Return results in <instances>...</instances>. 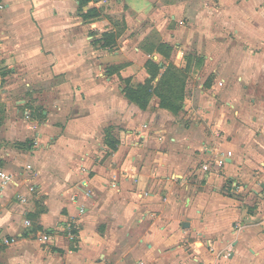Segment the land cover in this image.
Masks as SVG:
<instances>
[{"label":"crops","instance_id":"obj_1","mask_svg":"<svg viewBox=\"0 0 264 264\" xmlns=\"http://www.w3.org/2000/svg\"><path fill=\"white\" fill-rule=\"evenodd\" d=\"M67 3L0 0V264H264V0ZM151 59L191 71L178 118L117 83Z\"/></svg>","mask_w":264,"mask_h":264},{"label":"rangeland","instance_id":"obj_2","mask_svg":"<svg viewBox=\"0 0 264 264\" xmlns=\"http://www.w3.org/2000/svg\"><path fill=\"white\" fill-rule=\"evenodd\" d=\"M67 1L68 0H62L61 9L67 8V5H68ZM99 10H100V12H99L100 16L98 17V19L108 20V22L111 24V27H109V28L112 29L113 24H115V23L118 24L119 15H108L107 12L104 13L105 12L104 8H102V9L100 8ZM84 12H86V11H84ZM117 47H122V44L117 43ZM117 50H118V48H117ZM151 56H152V54H151ZM117 69L119 70L120 68H117ZM169 72H170V74H168L165 77V81H166L165 85L161 86L157 90L156 95H153L151 97L150 101L155 99L156 103L159 106H160V99H164L167 102L173 104L178 109H177V112H174L175 114L171 113V111H170V113L173 114L174 116H177V118H178L181 116L182 113L183 114L185 113V111L183 110V106H184L185 100L188 96L186 92L188 90V92H189L188 100H190L191 88L189 86L193 83L194 78L189 76L191 71L188 69H187V71H183V72H177V71H169ZM117 75H119V74H117ZM117 83L119 86L124 88L123 83H120V82H117ZM187 83H188V85H187ZM151 87H153L152 83H151ZM195 89H197V88L195 87ZM159 96H160V99H159ZM195 98H196V92H194L192 94V100H193V103H192L193 108H191L192 110H195V106H196ZM30 99L31 100H37V99H33L31 97H30ZM162 109H164V108H162ZM165 111L169 112V110H167V109H165ZM33 116L38 121H41V114L40 113H34ZM121 130H122L121 127L115 129V131H112V132H111V130L107 129L106 130L107 131L106 136L108 137V139H110L113 142L118 143V145H119L121 143V141H120L121 136H123V133L120 132ZM6 147L9 149L15 148L16 150H18L20 152L25 151L24 145L21 146L18 143H8V146H6ZM110 154H111L110 150H107L105 157H108ZM202 164L203 163L200 162L198 164V167L200 168ZM206 165H208V164H206Z\"/></svg>","mask_w":264,"mask_h":264},{"label":"trees","instance_id":"obj_3","mask_svg":"<svg viewBox=\"0 0 264 264\" xmlns=\"http://www.w3.org/2000/svg\"><path fill=\"white\" fill-rule=\"evenodd\" d=\"M94 1V0H79V12L81 13V16L83 19H97L100 14L97 9L95 8H90L86 12H82L83 9L88 5L89 2ZM102 41H103V46L104 47H112L115 41V37L113 34L110 33H105L102 35ZM147 67V73L150 75L149 80H147L143 84H137V85H132L130 84V80H123L124 83V88H123V95L125 98L135 104L138 108L144 110L147 108L148 103L153 95H156L157 90L165 85V77L170 74L169 71H171L170 68H167V70L160 75V68L151 60H149L146 63ZM116 71L115 68H111V72ZM159 81L156 84L155 87H151L152 81L156 79L158 76ZM160 99V96H159ZM160 107L167 109L171 112H177V109L173 104L167 102L164 99H160ZM115 150V147L113 146L112 148Z\"/></svg>","mask_w":264,"mask_h":264},{"label":"built area","instance_id":"obj_4","mask_svg":"<svg viewBox=\"0 0 264 264\" xmlns=\"http://www.w3.org/2000/svg\"><path fill=\"white\" fill-rule=\"evenodd\" d=\"M224 163H225V162H224V160H222V159L219 160V161L217 162V164H218L219 166H223ZM202 169H203L204 171H206V170H208V166L205 165V166H203ZM26 170L28 171L29 175H31V174L33 173L32 169H31V166H26ZM30 177H31V176H30ZM13 181H14V177H13L12 174H10V173H6V172H4V171H0V188H1V189H6V188H7V187H8ZM34 190H35V188H34L33 185L29 186V188H28V192L32 193V192H34ZM18 198H19V201H20L21 203H25V202H26V197H25L24 195H21V196H19ZM25 226H26V227H29V226H30V222H29L28 220L25 221ZM67 235H68L70 238L73 237V232H72V230H71L70 228H68V230H67ZM47 240H48L47 236H44L43 241H44V242H47ZM9 241H10V242H13V239L9 240V239L7 238V236H4V235L2 234V232H1V230H0V244L8 245V244H9Z\"/></svg>","mask_w":264,"mask_h":264}]
</instances>
